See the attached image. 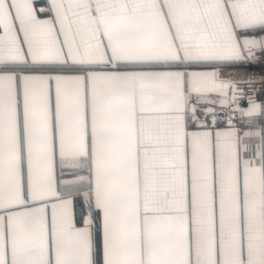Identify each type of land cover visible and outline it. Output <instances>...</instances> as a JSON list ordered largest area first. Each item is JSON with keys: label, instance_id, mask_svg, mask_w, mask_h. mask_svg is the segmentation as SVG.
<instances>
[{"label": "snow or ice", "instance_id": "1", "mask_svg": "<svg viewBox=\"0 0 264 264\" xmlns=\"http://www.w3.org/2000/svg\"><path fill=\"white\" fill-rule=\"evenodd\" d=\"M261 57L264 0H0V264H264Z\"/></svg>", "mask_w": 264, "mask_h": 264}, {"label": "built area", "instance_id": "2", "mask_svg": "<svg viewBox=\"0 0 264 264\" xmlns=\"http://www.w3.org/2000/svg\"><path fill=\"white\" fill-rule=\"evenodd\" d=\"M262 60H264V57H261ZM259 67L258 66H254L251 69H244V68H240V69H236L234 70L237 74H243L246 71H251L253 74H256L257 72H259Z\"/></svg>", "mask_w": 264, "mask_h": 264}]
</instances>
